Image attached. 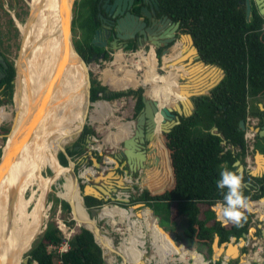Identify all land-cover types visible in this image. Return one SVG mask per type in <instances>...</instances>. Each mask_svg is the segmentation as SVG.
Instances as JSON below:
<instances>
[{"label":"trees","instance_id":"trees-1","mask_svg":"<svg viewBox=\"0 0 264 264\" xmlns=\"http://www.w3.org/2000/svg\"><path fill=\"white\" fill-rule=\"evenodd\" d=\"M159 6L163 15L169 16L174 22H181L182 32L192 36L201 59L206 63L220 66L225 71V76L211 89L210 95L193 98L195 104L193 114L182 117L181 122L175 125L170 132L164 133L165 140H162L161 134H157L154 141L150 142L149 162L143 177L144 188L131 201L143 202L154 212L158 208L163 213V218L171 222H174L173 212L177 216H184L186 223L180 233V242L185 245L186 241L183 238L191 240L190 242H193L194 246L197 244L196 247L208 260L212 254V242L215 235L219 237V242L229 241L230 235L238 239L248 233L252 212L257 214L260 210L264 211V174L253 176L246 170L240 173L244 178L242 190L250 205L249 209L244 211V219L239 224L232 222L223 224L218 221L216 214L212 211V206L223 199L221 191L216 187L220 166L227 164L229 168L238 172V167L234 165V162L240 159L245 165L244 157L247 148L244 131L239 126L240 120L245 121L249 113L259 118L260 125L264 124V110L260 109L258 104H254L252 109L249 105L250 99H258L264 104V17L259 14L256 5L252 2L251 16L247 21L245 0H159ZM75 11L74 30L76 27L81 30V42H77L76 50L88 63L89 56L86 55L85 49L90 48L89 40L93 32V26L89 24V20L92 15H95L96 10L91 9L89 0H81ZM181 42L186 44L189 41L182 36ZM188 49L185 45L183 52ZM178 54L180 52L163 56V66L168 65L165 74H161V77L181 98L183 96L180 93L178 78L188 73L182 65L170 64ZM135 55L138 59H129L130 66L126 64L128 61L126 56L122 57L128 73L135 74L143 58L149 63V53L140 51ZM3 57L7 68L4 70L5 76L2 79L6 86L3 92L4 98L1 101L6 102L7 96L10 98L13 89L12 79L15 76V67L12 62L6 60L5 56ZM155 59V64L151 67V76L160 79L156 54ZM210 72L213 77L216 76V71L212 69ZM90 81L91 101L99 98L111 100L132 95L136 98L135 115L142 109L144 91L142 87L115 91L106 95L104 94L106 86L97 81L91 73ZM99 92L102 93L101 96L98 95ZM91 115H93V110ZM133 127V120L124 121V138L131 134ZM212 127H217L220 135L211 133ZM89 132V128L85 127L77 141L78 145ZM258 138L256 136V141ZM108 140L105 142L114 144ZM222 141H225V144ZM257 143L258 141L255 142V148L263 151L264 146ZM66 151L72 158L81 152L80 149L76 150L75 146L67 147ZM58 161L64 167H69L61 151L58 152ZM86 170L90 171V168ZM51 201L54 206L60 205L62 211H70L67 201L58 197ZM103 203V199L90 195L84 196V205L87 208L100 207ZM157 203H164V206H156ZM150 212L152 222L155 221L157 227L162 229L156 215L151 210ZM132 214V210L117 205L110 207L107 205L101 209L99 216L110 218L124 215L129 223H137L139 220H131ZM140 217L143 218V211ZM134 234L135 241L123 238L117 245L116 255H125L123 248L126 249L125 252L134 251V248L140 250L145 248L144 239L138 238L136 231ZM62 241V232L54 221H48L45 229L32 242L26 254L28 260L25 264H56L54 258L59 254H61L59 264H103L102 249L89 229L81 226L79 231L70 238L68 249L59 253L58 248ZM241 250L245 252L244 248ZM144 254L147 253H142V256ZM255 254L258 259V251ZM255 254L246 257L241 264H250ZM123 257L125 260L131 257L138 258L133 257V253ZM150 258L155 264H161L154 253H151ZM221 261V259L216 260L214 264H221ZM119 263L123 264L120 261Z\"/></svg>","mask_w":264,"mask_h":264},{"label":"bare ground","instance_id":"bare-ground-1","mask_svg":"<svg viewBox=\"0 0 264 264\" xmlns=\"http://www.w3.org/2000/svg\"><path fill=\"white\" fill-rule=\"evenodd\" d=\"M71 2L72 0H69V3ZM69 3L65 5L70 8ZM30 6L32 23L28 28L22 26L24 47L17 66L21 68L29 65L31 71L23 68L19 70V76L23 78L16 80L15 92V101L22 105L20 117L22 123L19 131L9 137L8 151L3 168L0 169V264H21L24 253L36 236V226L41 210V202L37 199V195L42 190L44 195L48 194L53 183L60 177L66 178L63 183L65 192L61 193L62 197L71 202L73 212L82 225L88 227L93 225L92 217L84 207L79 184L71 175L70 167L61 165L57 157L58 151L77 137L75 133L72 139L73 129L80 122L81 129L86 120L89 106L86 74L69 46L68 40L65 41L64 32L57 34L56 24L60 20H58V8L64 12L61 9L62 2L32 0ZM63 17L61 15V19ZM118 52L121 53V50L116 52L112 61L115 66L119 61ZM191 53L192 51H188L186 56H190ZM141 61L138 67L139 71L143 69L141 75L147 77L149 74L146 84H150V87L145 89L146 94L153 99H158L160 103H172L174 99L179 100L180 98L169 83L162 79L161 73L160 79L151 76V67L156 61L155 53L149 52V63L144 58ZM122 66H118L116 70L118 77L112 81L113 85L110 87L113 89H127L131 85L133 88L137 87L140 84L137 75L127 71L122 73L124 71ZM102 73L108 77V67L104 68ZM96 105H99V109L95 108V112L100 113L96 116L97 118L95 117L97 121L102 123L108 117L114 116L116 108L113 103L102 99L95 101L94 106ZM31 106L34 111L32 121L28 118ZM4 114L6 109L0 106V115ZM7 116L8 114L1 117L0 122H5ZM115 127L117 131L114 137L117 141V138L123 135L124 121L115 123ZM157 134H161L158 125L154 127V135L150 142L154 141ZM7 141L8 134L0 156L2 158ZM52 143L55 144L52 145ZM101 145L98 144L99 147ZM128 146L130 147V142ZM148 162L149 152L145 163L140 166L141 173H146ZM46 168L54 172L53 183L50 182L51 180L44 182L39 174L40 170ZM253 170H256L255 165ZM123 181L130 182L131 177L124 178ZM28 190L30 193L27 194ZM148 218H151V212L147 207L143 210L142 225L147 226L145 220ZM74 219L76 220V217ZM96 238L100 240L103 248L105 258L103 264H115L118 255H116L117 247L112 238L105 231L98 232ZM185 249L191 251L188 247ZM125 250V248L122 249L123 252ZM133 257L139 259L131 257L127 260L134 264H140L142 259L151 261L147 254L142 256L136 251H133Z\"/></svg>","mask_w":264,"mask_h":264},{"label":"rangeland","instance_id":"rangeland-1","mask_svg":"<svg viewBox=\"0 0 264 264\" xmlns=\"http://www.w3.org/2000/svg\"><path fill=\"white\" fill-rule=\"evenodd\" d=\"M76 1H78V0H76ZM30 2H32V0H0V51L5 53L6 58L14 64L15 70H16V67L18 68L17 64H18V61L21 60V58H20L21 51L23 50V47H24L22 26L25 28H28V26L31 25V23H32V11H31ZM76 6H78V5H76ZM166 23H168V22H166ZM79 33H80V30L76 27L75 30L73 31V35L75 37H78ZM182 36H184V34ZM182 36L180 37V40H179L180 42H181ZM175 46L172 47L173 49L170 53L171 55L175 54L177 52V50H176L177 46L176 47ZM116 52L117 51L113 52L114 56L111 55L107 59H105L104 61L98 62L99 67L97 69H93V68H95V67H93L94 65H90L91 68L93 69L92 70L93 77L96 78L97 81H99L102 85H104L106 87H108V86L110 87L111 85H113V83L111 82L110 79H108V77L105 73H102V70L106 67L115 68V65L112 64V61L115 58ZM168 56H170V55H168ZM126 58L128 60L126 64L128 66H130L131 61H129V59L132 58L133 60H136V59H138V56L133 54V53H127ZM119 59L121 60L120 57H119ZM141 62H140V64H141ZM119 63H121V65H123L124 68L125 67L127 68V66L123 63V60H121V62H119ZM176 63H177V60L170 62V64H172V65L173 64L177 65ZM140 64H139V66H140ZM167 65L168 64L163 66V57H162V59H158V65H157L158 73H161L164 75L166 72V69H167ZM182 66L184 67V65H182ZM138 67H137L136 71H137L138 75H140L141 77H138L140 84H138L137 87H142L145 91V89L150 87V84H146V81L149 77V74L147 75V77H143L141 75L143 72V69L139 71ZM21 68H23L24 70L25 69L30 70L29 65L23 66ZM21 68L19 66L18 74H19V70ZM88 71L90 74V68ZM124 72H126V71H124ZM215 75L217 76L218 72L215 73ZM182 76L185 77L186 75H182ZM17 79H18V76H17V73L15 71V77L13 79L14 80L13 81L14 90L16 88L15 82ZM137 87H135V88H137ZM131 88L132 87H129L127 89H123V88H120V89L111 88V89L115 92V91H126V90L131 89ZM135 88H132V89H135ZM102 99L106 100L104 98H99L95 101L102 100ZM95 101H93V102H95ZM107 101L113 103L115 108H116V111L114 112L115 113L114 116L108 117L107 119H105V121H103L101 123V122L97 121V119H95L96 116L100 115V113L95 112V108L99 109V105L94 106V105L90 104L87 113L91 116V118L86 119V122L84 124V128L85 127L89 128V130H90L89 134H87L85 136L84 140L82 139V142L80 143L81 144V147H80V144L78 145L77 141L79 139L80 134L84 130V128H83V130L81 131L79 136H77L73 141H70L67 144H65L64 147L66 149L67 147L71 148V147L75 146L76 150H79V149L81 150V152L75 154L72 158L73 161H75V165H74V171L75 172L81 173V171L84 170V168H92V169H94L93 174L98 175V174H106L107 171L112 172L113 169L115 168L114 169V171L116 172L115 175H108L107 180L104 181L105 185L113 187L117 183L116 182L117 177L119 175H122L124 173L123 169H125V165L118 163L116 161V159L113 157V155L118 153L119 150L123 147L122 141L125 137V134H123L122 136L117 138V141H116V139H114L115 138L114 137L115 132L117 131V129L115 127V123H117L119 121L135 120L136 115L134 113V105H135L136 98L133 97L132 95H128V96H122V97L114 98V99L107 100ZM8 103H10V102H8ZM254 104H258V106L262 105V107H264V104L262 102H260V100H258V99H252L251 100L250 99L249 100L250 109H252ZM2 105L3 104L0 103V106H2ZM15 107H16V105L14 106V111H13L14 115H12V114L8 115L6 117L5 122L2 123L0 126V145L1 146H4V143L6 141V134H8V141H7L5 149H4L3 162H4V159H5L7 151H8L10 135L16 134L19 131V129L21 128L22 120L20 121V119H21L20 118L19 120L16 121L17 114L15 111ZM8 108H10V104H9ZM92 110H93V115H91ZM11 113H12V111H11ZM28 114H29L28 115L29 120L32 121V118L34 117V111H33L32 106L29 108ZM25 115H26V112L24 110L23 116L25 117ZM91 120H96V121L92 122ZM80 123L73 129V134L71 136L72 139H73V136L75 135V133L78 135V133L80 131V128H79ZM256 127H257L258 131H257V134H255V135H258L260 137L259 139L261 141V142H258L257 144L263 146L262 142H264V125L259 124ZM12 128H13V130H12ZM9 130L10 131L12 130V132H10ZM161 137H162V140L163 139L165 140L163 135H161ZM119 138H120V140H119ZM105 139L106 140L109 139L108 141H111L114 144H111L109 142H105ZM54 144L55 143H52V145H54ZM98 144H102L101 147H99ZM149 144L150 143H145L146 149H148V146H150ZM256 151L264 152V149H263V151H261L259 148L253 149V154H252V156L254 158L253 160H254V162L258 163L260 160L257 157ZM0 152H1V149H0ZM57 157H58V153H57ZM107 157H110L111 159H113V161L115 162V165H108V164L102 163L103 161L107 160L106 159ZM0 162L2 163V157H0ZM122 162H124L123 158H122ZM240 164L244 165L243 163H241V161H240ZM244 166H246V164ZM1 168H3V164H2V166H0V169ZM39 174L42 177L44 182L51 180L50 182L53 183V181H55L54 172L50 168L40 170ZM143 176H144V172L141 173V175H140V179H139L137 186L135 188V193H133L131 195V197L128 201H126V200L115 201V200H111V199H106V200L104 199L103 200L104 203L100 205V211L105 205H108L109 207L117 205L118 207H122V208H125L127 210L131 209L132 213H133L130 217L131 220L136 219L139 221L137 223H133V222L129 223L126 220V217L124 215L121 217L119 215H117L115 217H110V218L96 217L98 225L107 233V235H109L112 238V241L114 242L116 247L123 240V238H125L127 240L130 239V241L135 240L134 239V236H135L134 233L136 231L137 237L144 239V241L146 242L144 249H142V250L137 249L140 251L139 253H141V254L147 253V255L149 256L152 253L150 241H152L154 244V242H156L157 238H160V240H162V237H163L166 240L167 238L170 237V241L174 245L175 249H177L179 251V255L185 254L184 249L187 246L190 249H195L194 251L192 250L191 252L195 253L197 255V257L202 261L203 264H209V262L211 264H214V262L212 260V254L209 256L210 259H208V260L205 259L203 253H201L199 251V249L196 247L197 244H195V246H194V243L190 242L191 240L183 238V240L186 241L185 245H182V243L180 242L181 241V234L180 233H181L182 228L185 226V223H186V219L184 216H177L173 212L172 218H173L174 222H171V221L166 220V218H163L164 217L163 213L161 212V210H159L157 208L156 212L153 211V214H155L156 217L158 218V223L162 229L158 228L157 225L155 224V221L153 223L151 218H148L147 220H145V223L147 226L142 225L140 213L143 210H145V208H147V207L149 208V206L145 205V203H143V202H138L136 200L131 201V200L132 199L134 200V198H136L139 195V193L143 190V188H144V186L142 184ZM82 179L84 180V183L88 182L86 178L82 177ZM64 181H66V178L60 177V178H58V180H56L53 183L48 194L44 195L43 190L38 193L37 199H39L41 202L40 203L41 204V210L39 213L38 223L36 226L35 238L41 233V230H43L44 225H46V223L50 220L54 221L56 226L58 225V223H65V225L67 226V229L63 228V230H61L62 234L67 233L70 230L71 235H73L74 233L79 231V228L81 227L80 225H82V224L80 223V221L78 220V218L74 214V212H72L71 210L69 212L62 211L60 205L54 206L52 201H51L55 197H58L61 200L65 199L61 195V193L65 192V189L63 187ZM119 183L121 185V182H119ZM129 185H130V183H129ZM80 186L82 188L83 183H79V187ZM29 191L30 190L27 191V194L30 193ZM159 205H161L160 207H163L164 203H157L156 204V206H159ZM100 211H99V213H100ZM252 213H253V215H252L251 225L249 228H251L253 230H252V232L250 231V233L247 234L246 243L242 246V248H244L245 252L240 250L239 256H235L236 258H234L233 260H230L228 262V264H241V261L243 259H245L246 257L254 256L256 251H258V259H257L258 262L260 264H264V216H263L264 211L260 210L257 214L255 212H252ZM74 217H76V220L74 219ZM156 230L161 232V234L163 236L160 233L156 232ZM98 241L100 243V240H98ZM59 248H58V251H59ZM199 248L202 249V247H199ZM166 249L168 251H170L171 247L167 246ZM28 250L24 253L23 259L26 257ZM137 250H134V251L137 252ZM130 253H133V250L126 251V252H124L125 255H120V256H126ZM60 256H61V254H59L58 256H55L54 261L56 264H59V262H60L59 257ZM120 256L117 257L118 259L116 261V264H118L119 261L120 262L122 261ZM160 263L161 264H168V259H164V260L162 259V261ZM252 263H253L252 260H250V264H252ZM21 264H23V263L21 262ZM150 264H155V263H154V261H150ZM171 264H182V263H171Z\"/></svg>","mask_w":264,"mask_h":264},{"label":"water","instance_id":"water-1","mask_svg":"<svg viewBox=\"0 0 264 264\" xmlns=\"http://www.w3.org/2000/svg\"><path fill=\"white\" fill-rule=\"evenodd\" d=\"M59 1V0H58ZM62 2L61 8L63 11H60L58 8V24H56L57 28V34H61L64 32L65 41L68 42L69 46L73 49V52L76 56V58L80 61L82 64V67L84 68L85 74H86V80H87V100L90 104L94 105V102L90 100V88H91V81H90V74H89V66L88 63L81 57V55L77 52L74 42H73V33H72V17H73V9H74V3L76 0H72L71 3H69V0H60ZM252 2L256 5L258 12L261 16L264 17V0H245V11H246V20L249 21L251 16V8H252ZM70 5L69 7H66L65 4ZM62 13V14H61ZM61 15L64 16L63 19H61ZM70 15V20L68 21V16ZM169 20V19H168ZM170 21V20H169ZM176 24H174L175 26ZM184 36L188 39L191 46L187 50L186 53H184L180 57H176L175 60H177V65H184L185 69L187 70L188 74L184 77L180 75L178 78L179 83V89L181 93V97L179 100H175L172 103H160L158 99H153L152 97L148 96L145 91H143L142 94V102L143 107L140 110V112L136 115L134 121V127L132 129V132L129 136L123 139L122 141V148L119 150L118 153L114 154L113 157L117 158L118 160H121L122 158H125V161L122 162L123 165H127V169L124 170V173L122 175H119L116 179V185L115 186H107L104 184V179L108 175H115V171L112 172L108 171L106 174H90L87 172L85 177L81 175V173L74 171V165L75 161H73L72 157L68 155L65 147H63L60 151L65 155V157L68 160V165L70 167L71 175L75 178V181L79 183H83V186L80 191L82 193L83 197V203H84V196L90 195L93 197H96L98 199H111L115 201H123L126 200L123 197H120L118 195V190H124L128 191L131 187L127 184V182H124L123 179L126 177L127 174L130 175L131 181L133 180V174L134 173H141L142 168L140 167L142 164L146 161V155L148 153V149L145 148V143H150L153 135H154V127L156 125L160 128V133L163 135L164 133L170 132V130L177 124L181 122L182 117H188L193 114L195 110V104L193 101V98L200 95H210L211 89L214 88L225 76V71L216 64H209L206 63L204 60L201 59L198 48L194 45L193 38L190 34H184ZM123 37H127V35H124ZM174 38L167 39L164 44H167L168 42H171ZM91 43L95 46H98L97 43V31L93 35L91 39ZM188 51H192L190 56H186ZM166 56V52H165ZM104 54L101 53V55L98 57V59H103ZM185 57V58H184ZM96 55H93L90 59V61H94L96 59ZM184 58V59H183ZM193 58V59H192ZM182 59V60H181ZM197 60H199V65L201 68L194 66L195 63H197ZM0 65H3L4 67L7 66L6 61L2 54H0ZM218 72V75L213 77L211 70ZM16 73L18 76V68L16 67ZM196 73H202L200 76H196ZM3 76V75H0ZM196 82V83H195ZM16 84V82H15ZM114 91L108 86L104 90V94L110 95ZM99 95V94H98ZM102 95V93H101ZM88 106V108H89ZM264 110V107L260 105V109ZM89 118V115L87 113L86 119ZM159 120V122H158ZM86 122V120H85ZM84 122V124H85ZM84 124L82 125V128L80 129L79 134L84 128ZM239 126L241 130L246 129V122L244 120H240ZM252 129L257 132L256 127H252ZM10 131V130H9ZM8 131V132H9ZM210 132L213 134L220 135L219 132H217V127H212L210 129ZM6 140H7V134H6ZM128 142H130V147L128 146ZM223 144H225V141H222ZM257 157L259 158V162L256 165V170H250V174L253 176H261L264 174V152L256 151ZM240 159L234 162V165L238 167V172L242 173L244 170H246L244 165L240 164ZM82 177L87 179V183H84V180ZM122 181V182H121ZM121 182V185L120 183ZM125 184V185H124ZM127 184V185H126ZM134 185H137V181L134 183ZM67 201V203L70 206V210L73 212L72 204L69 200L63 199ZM127 201V200H126ZM86 211L89 213V215L92 217L93 225L92 227H88L85 225H80L84 228L89 229L93 235L96 243L101 247L102 249V256L103 260L104 253L103 248L99 241L96 238V234L98 232H103L104 230L98 225L96 217L99 216L100 207H90L87 208L84 205ZM150 208V207H149ZM150 210L153 212V210L150 208ZM46 225H44V228ZM41 230V232L43 231ZM252 229L249 228L248 233H250ZM243 234L240 238H236L233 235L229 236V241L227 242H219V237L217 235L214 236L213 242H212V260L215 262L216 260L221 259V264H228L230 260H233L236 258L235 256H239V252L242 248V246L246 243L247 234ZM31 248V245L29 246V249ZM121 260L124 264H134L131 263L128 260L123 259L122 256ZM227 257V258H226ZM28 260V256H26L24 259H22V263L25 264ZM252 262L260 264L257 259H252ZM141 264H150V261L147 259L141 260Z\"/></svg>","mask_w":264,"mask_h":264},{"label":"flooded vegetation","instance_id":"flooded-vegetation-1","mask_svg":"<svg viewBox=\"0 0 264 264\" xmlns=\"http://www.w3.org/2000/svg\"><path fill=\"white\" fill-rule=\"evenodd\" d=\"M79 1L81 0L76 1V5H78ZM76 5L74 6L73 9V17L71 22L72 33L75 27L73 22L76 17V11H75L77 8ZM89 6L93 11L96 10V12L95 15H92L91 20H89V24H92L93 26L92 27L93 32L89 40L90 48L89 50L85 49L86 55L89 56L88 65L89 63L93 62L90 61L93 55H96L97 57L94 61H98V57L101 55V53H103L104 57L102 60H105L104 59L105 57L108 58L109 56L114 54L113 52L118 50H121V53L118 52V58L120 57L121 60L122 57L126 56L127 53L136 54L137 51L138 52L143 51L144 53H148L149 51H151V49L155 52L156 57L158 59H162L163 55L165 56V52H166V56L170 55L173 49L172 47L176 45L175 43L179 41L180 37L183 34H188L182 32L180 21L174 22L169 16L163 15L161 13L159 0H89ZM174 24L176 25L174 26ZM96 31H97L98 46H95L91 43V39ZM124 35H127V37H123ZM80 37H81V30L78 37H75L73 35V42L75 48L77 42L78 41L81 42ZM170 38H174V39L171 42L164 44V42ZM0 52L3 54V56L6 57L5 53H3L2 51ZM6 60L9 61L7 58ZM121 60L119 59L118 64L115 66V68L108 67V79H110L111 82L118 77V75L116 74V70L118 69V66L121 65V63H119L121 62ZM6 68L7 66L4 67L3 65H0V75H3L0 76V103H2L3 104L2 106L6 109V114L4 115L7 114L14 115L13 111L16 103V114H17L16 121H17L21 117L22 106L17 101H15L16 88L14 90V83H13L14 78L12 79L13 89L10 98H8L7 96L6 102L1 101V99L4 98L3 92L6 86L2 82V79L5 76L4 70H6ZM89 68H90V73L92 74V69L91 67ZM122 68L124 71H127L126 67L124 68L122 66ZM124 71L122 73H125ZM135 74L137 75V78L141 77L140 75H138L137 72H135ZM18 78H23V77H20L18 74ZM131 87L133 88L132 85ZM9 104H10V108H8ZM4 115H0V118L3 117ZM1 123L2 122H0V124ZM246 128H247V124H246ZM255 134H257V132H255ZM255 134H254L255 138H253V149H255L256 136H258ZM259 138L257 141L261 142ZM106 159H107L106 162L108 163L113 161V159H111L110 157H107ZM115 159L118 163L122 164V159L121 160H118L117 158ZM123 159L125 161V158ZM85 169L86 168H84V170L81 171V173L83 172L82 175L84 177L87 174V172H89L90 174L94 173V169L92 168H90V171L88 170L85 171ZM125 169H127V165H125ZM125 169H123V172ZM140 174L141 173H134L133 180L127 182L128 185L130 183L129 186L131 188L129 190H131L133 187L134 189L136 188L137 185L135 186L134 183L136 181L138 183L140 179L139 178ZM129 177L130 175L127 174L125 178L127 179ZM104 181L106 180L104 179ZM158 233L161 234V232ZM150 244L152 248V253H154L160 261H162V259L163 260L168 259V264L171 263L203 264L195 253L191 251H187L186 249H184V253H185L184 255H179V251L175 249L174 245L171 243L170 237L167 238L166 240L163 237L162 240H160V238H157L154 244L152 241H150ZM167 246L171 247L170 251L166 249ZM139 252L140 251L137 250V253ZM139 257L141 258V256Z\"/></svg>","mask_w":264,"mask_h":264},{"label":"clouds","instance_id":"clouds-1","mask_svg":"<svg viewBox=\"0 0 264 264\" xmlns=\"http://www.w3.org/2000/svg\"><path fill=\"white\" fill-rule=\"evenodd\" d=\"M243 184L244 178L239 172L229 168L227 164L220 166L216 187L221 191L223 199L212 206L219 222L239 224L244 219V211L250 205L242 190Z\"/></svg>","mask_w":264,"mask_h":264},{"label":"built area","instance_id":"built-area-1","mask_svg":"<svg viewBox=\"0 0 264 264\" xmlns=\"http://www.w3.org/2000/svg\"><path fill=\"white\" fill-rule=\"evenodd\" d=\"M263 28H264V25H263ZM112 56H114V54ZM102 61H104V60L98 59V61H93V62L89 63V67H91L90 65H94L93 67H95V68H93V69H97L99 67L98 62H102ZM98 94H99V96L101 95V93H98ZM245 122L247 124V128L244 130V138L246 141V148L247 149H246L244 161L246 164V166H245L246 171L250 172V170H252L254 165H255L254 160H253L254 158L252 156V154H253V138H254L255 131L252 129V127L258 126L259 120H258V117L252 116L251 114L248 113ZM2 123H4V122H2ZM0 149H1V152H0V156H1L3 146L0 145ZM117 193L120 197H123L126 200H128L131 197V195L133 193H135V189L133 188V189L128 190V191L118 190ZM57 228L61 231V230H63V228L67 229V226L65 225V223H58ZM62 235H63V241H62V244L60 245V248L58 251L60 253L63 251H66L68 249L69 240H70V237L72 236L70 230L67 233H63Z\"/></svg>","mask_w":264,"mask_h":264},{"label":"crops","instance_id":"crops-1","mask_svg":"<svg viewBox=\"0 0 264 264\" xmlns=\"http://www.w3.org/2000/svg\"><path fill=\"white\" fill-rule=\"evenodd\" d=\"M180 40V39H179ZM176 46H177V52H180V54H178V56H176V57H180V56H182L183 55V48L185 47V45H187L188 46V48H190V46H191V44H190V42H188V43H182V42H180V41H177L176 43ZM185 52H187V50L185 51ZM175 57V58H176ZM175 58L173 59V60H175ZM199 63V60H197V63H195V65L194 66H196V67H199V68H201V66L198 64ZM202 73H196L195 75L196 76H200ZM260 106V105H259ZM260 108V107H259ZM2 124V123H1ZM1 124H0V126H1ZM263 143V142H262ZM263 146H264V143H263ZM67 159V158H66ZM68 161V160H67ZM102 163H106V164H108V165H112V164H114L115 162H106V161H103ZM255 163V166L257 165V162H254ZM0 166H2V164H3V158H2V163L0 162ZM115 165V164H114ZM2 169V168H1ZM141 175V174H140ZM140 175H139V178H140ZM134 239L136 240V238L134 237ZM135 240H133V241H135Z\"/></svg>","mask_w":264,"mask_h":264}]
</instances>
